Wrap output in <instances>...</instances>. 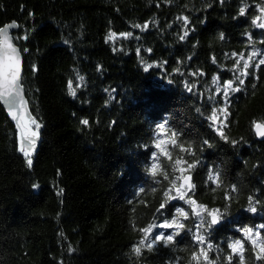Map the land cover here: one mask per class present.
I'll use <instances>...</instances> for the list:
<instances>
[{
  "label": "trees",
  "instance_id": "trees-1",
  "mask_svg": "<svg viewBox=\"0 0 264 264\" xmlns=\"http://www.w3.org/2000/svg\"><path fill=\"white\" fill-rule=\"evenodd\" d=\"M261 8L264 0H0V27L18 25L28 116L18 97L15 108L0 101V264H196L193 252L208 244L209 259L228 264L236 240L244 264H264L243 235L264 225V141L253 133V121L264 123V65L255 66L264 29L252 23ZM253 51L241 85L235 62ZM228 81L240 90L225 96ZM18 121L39 133L38 145L21 142ZM178 158L194 165L183 173L194 186L183 200L164 195L177 196ZM189 199L219 209L220 225L197 229ZM177 209L189 215L173 242L136 255L141 229L172 221Z\"/></svg>",
  "mask_w": 264,
  "mask_h": 264
},
{
  "label": "snow or ice",
  "instance_id": "snow-or-ice-1",
  "mask_svg": "<svg viewBox=\"0 0 264 264\" xmlns=\"http://www.w3.org/2000/svg\"><path fill=\"white\" fill-rule=\"evenodd\" d=\"M260 11H261V15L255 17L252 23L256 27L264 29V8H261ZM244 13H245V9L241 8L240 14L243 15ZM182 19L184 20L185 24H187V17H183ZM147 26H148L147 24L143 26L136 25V27H144V28H146ZM16 27H18V25L15 22H12L11 24L6 25L4 27H0V99H3L6 103H9L10 105H12L13 108L16 107V103L15 101H13V97L14 96L18 97L19 90H20V56H19V52L17 51L16 47L14 46L12 42V37L9 36L8 32H9V29H13ZM121 35L129 36L131 35V33H124ZM184 36H187V32L184 33ZM114 37H115V34L110 33L108 39H113ZM23 38L26 39L27 37L25 36ZM183 38L184 37L182 36L181 39ZM221 38L223 37L221 36ZM25 51H27V49H25ZM257 54L258 53L256 51H253L251 54H249L247 59L244 58V54H240L241 59L235 62L236 65H239L242 62V69L240 70V74L237 77V80L239 81L241 85L244 84V80L240 79V76H247L250 74L249 72L245 70L250 67V61L255 59ZM233 55L235 56L237 54L233 53ZM260 65H264V59H260L259 63L255 66L259 67ZM149 67H151V65L146 66L145 71H148ZM82 79L83 78L81 77V80ZM215 79L216 78H214V82H215ZM230 88L232 89V91L240 90L238 88H232L231 81L225 82L224 84V95L225 96L228 95V89ZM69 92L70 94L75 95V91L71 86V82L69 83ZM220 111L223 114H225V116L227 115L226 110L221 109ZM9 114L12 115V109H10ZM13 119H17V117L13 115ZM210 119H213V121H215L216 114L213 113V116L210 117ZM30 123L35 125L36 129H39L41 127V125L37 123L35 119H31ZM81 123L87 124L88 121L83 120L81 121ZM17 126L21 129L22 140L27 139L30 145H34L35 143L34 138L38 137L39 133L37 131H31L28 128L27 124L22 125L19 123V121L17 123ZM253 126L255 128L256 135L260 137H264V123H258L256 121H253ZM157 127H158L159 133L165 132L164 124H160ZM25 133H27V135H25ZM220 134L222 138L226 139V137L223 135V132H221ZM175 136L176 134L172 133V138L170 140L172 145L180 147L181 151H186V149H184L183 146L177 145ZM161 143L162 141H157L155 144L156 148L160 149L162 154L168 156V158L171 159L170 153L166 152L164 149L161 148ZM21 151L24 152V155L26 157H29L27 160V163L29 167H31L32 161L30 158V152L24 148H21ZM153 155L155 157L156 154L154 153ZM182 164H187V162L184 161L182 158L176 159L173 164V170L180 171L181 176L176 177V179L170 181V183L172 184V186L175 188L177 192V196L171 197L169 193L171 192L172 189H169L168 191L164 193L165 197H167L168 199H177V198L181 200L185 199L186 191H182V189L185 188V185L182 183L180 184L179 187H176V182L177 180H180V179L189 180L190 178L183 176V173L193 168L194 165L187 164V168L179 167ZM148 171L153 177H155L158 172V165L156 163H153L151 167L148 169ZM165 179H168L167 174H165ZM218 179H219L218 176H213L211 173L209 174V180L213 182H217ZM193 187L194 186L190 184L188 186L189 190ZM141 191H143V189H141ZM233 191H235V189H233ZM230 198L231 197H228V196L225 197V199H230ZM166 202L167 201L162 202L160 204V207L157 209L158 212H161L162 210L165 209ZM187 202L190 203L191 205H194V207L192 208V215L201 221L200 224L196 226L197 229L205 228V225H207V228H211L212 226L218 224L223 218V213H221L219 209L210 210L204 205H197L196 201L191 200V199H189ZM249 202L251 205L252 204L251 197H249ZM248 211L254 213L257 211V209L255 206H250L248 208ZM188 215L189 214L185 212L183 209H177V216L174 217L172 221L170 222L165 221L164 223H161L159 225L150 224L147 228L141 229V231L145 233V239H142L139 242L140 246L133 248V252L136 255H140V247L145 245V240L148 239V234L152 232L153 227H159V228H164V229H175V231L166 236L164 235V233H160L159 235L154 236L151 242L147 243V247L149 250H151L153 248V245L158 241H162L166 245L172 243L174 240V237L176 235H179L180 230H182L185 227L179 218L184 217L185 219H187ZM260 229H264V225H261ZM260 229H257L255 231L250 228L243 229V235H244L245 241H250L253 247L259 250L257 254V259L264 258V239L261 238ZM194 239L199 245H203L206 242V238L203 234H198V233L194 234ZM229 248L232 250V254H230L227 257L228 264H233L234 257L237 255L239 256V264H244V260H245L244 255H243L244 245L241 242V240H236L235 242L229 244ZM211 250H212V245L210 244H208L204 248H200L199 253L193 252L192 260L195 261L196 264H200V257H203L204 264H214V262L210 260L208 256V253Z\"/></svg>",
  "mask_w": 264,
  "mask_h": 264
},
{
  "label": "water",
  "instance_id": "water-1",
  "mask_svg": "<svg viewBox=\"0 0 264 264\" xmlns=\"http://www.w3.org/2000/svg\"><path fill=\"white\" fill-rule=\"evenodd\" d=\"M16 28H17V27H16ZM16 28L9 29L8 34H9L10 37H12V35H13L14 31L16 30ZM12 42H13V40H12ZM13 44H14V43H13ZM17 51H18V49H17ZM18 52H19V51H18ZM19 56H20V90H19V96H18V98H19V100H20V107L23 109V112L25 113V117L28 118V116H27V108H26V105H25V102H24L23 90H22V88H21V78H22V74H23V63H22V57H21L20 53H19ZM0 101L2 102V104H4L3 99H0ZM21 101H22V103H21ZM253 133H254V135H255V137H256L257 140H259V141H264V137H260V136H257V135H256L255 128H253ZM26 141L28 142L27 139H23V140H22V138H21V142H22V143H23V142H26ZM38 144H39V139L36 138V139H35V143H34V145H38ZM185 177H189L190 179H189V180H184V179H182V180L180 181V183H179V186H180V184H182V183L185 185V188L182 189V191H186V195H185V196H188V195L192 192V188H191L190 190H189V188H188L189 184L192 185V180H191V177H190V176H185ZM209 219H210V218H209ZM219 225H220V222H219L218 224L212 226V228H217Z\"/></svg>",
  "mask_w": 264,
  "mask_h": 264
},
{
  "label": "rangeland",
  "instance_id": "rangeland-1",
  "mask_svg": "<svg viewBox=\"0 0 264 264\" xmlns=\"http://www.w3.org/2000/svg\"><path fill=\"white\" fill-rule=\"evenodd\" d=\"M257 56H258V54H257ZM257 56H256V57H257ZM230 91H232L231 88L228 89V93H229ZM174 231H175V229H164V228H159V227H153L152 232L148 234V239L145 240V245H144V247H147V243L151 242V240L154 238V236L159 235L160 233H164V235L166 236V235H168V234H171V233L174 232ZM251 245H252V244H251ZM252 246H253V245H252ZM257 251H259V250L257 249Z\"/></svg>",
  "mask_w": 264,
  "mask_h": 264
}]
</instances>
